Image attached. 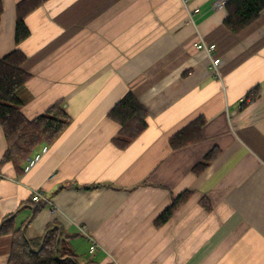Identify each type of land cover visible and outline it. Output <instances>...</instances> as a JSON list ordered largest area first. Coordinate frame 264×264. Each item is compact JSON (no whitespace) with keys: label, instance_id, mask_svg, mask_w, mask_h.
<instances>
[{"label":"crops","instance_id":"crops-1","mask_svg":"<svg viewBox=\"0 0 264 264\" xmlns=\"http://www.w3.org/2000/svg\"><path fill=\"white\" fill-rule=\"evenodd\" d=\"M2 1L0 57L20 47L31 74L18 91L22 112L32 119L63 99L71 121L34 150L49 147L28 171L0 166V264L12 249L2 232L10 214L28 239L54 227L73 235L96 264H264V9L233 33L216 0H47L25 17L30 35L17 45L19 0ZM202 39L216 44L218 72ZM127 91L148 125L120 148L107 114ZM200 116L202 139L173 149L170 138ZM213 147L218 156L196 172ZM6 149L0 126V162Z\"/></svg>","mask_w":264,"mask_h":264},{"label":"trees","instance_id":"trees-1","mask_svg":"<svg viewBox=\"0 0 264 264\" xmlns=\"http://www.w3.org/2000/svg\"><path fill=\"white\" fill-rule=\"evenodd\" d=\"M47 0H19L16 3L15 41L20 44L30 35L25 17ZM227 15L223 21L225 27L233 33H239L255 21L264 9V0H228L225 3ZM3 1L0 0V23L3 13ZM25 53L16 47L0 57V126L3 128L7 149L0 166L12 161L16 167L31 157L41 144L53 143L71 121L63 99L54 102L44 112L29 119L21 110L22 100L18 94L31 74L23 68ZM260 94V87H252L241 102L245 106ZM108 117L120 124L113 142L120 148L127 147L147 127L148 111L133 91H127L108 111ZM206 119L200 116L170 138L173 149H178L202 139V128ZM218 147H213L202 161L196 164L199 172L218 156ZM95 186V185H93ZM92 186V187H93ZM186 190L173 198L171 204L158 216L156 226L164 224L190 196ZM42 203H37V210ZM12 214L4 220L2 232L13 234V243L6 264H96L93 260H84L67 240L73 235L64 234L56 227L49 229L43 239H28L22 228L12 229Z\"/></svg>","mask_w":264,"mask_h":264},{"label":"built area","instance_id":"built-area-1","mask_svg":"<svg viewBox=\"0 0 264 264\" xmlns=\"http://www.w3.org/2000/svg\"><path fill=\"white\" fill-rule=\"evenodd\" d=\"M228 0H216L215 3L218 7H223L225 5V3ZM198 47L200 49H205L211 58V68L214 72H218L220 69V64L222 62L221 58L219 56H217L215 54V49H216V44L212 43V42H207L205 40H201L198 43ZM48 145H43L38 151H36L26 162L24 170L28 171L29 169H31L42 157V155L44 153H46V151L48 150ZM41 197V193L39 190H34V195L33 198L34 199H39ZM82 231L85 232L86 234H88L87 230L85 227H82ZM96 243L92 242L90 250L93 251L96 249Z\"/></svg>","mask_w":264,"mask_h":264}]
</instances>
